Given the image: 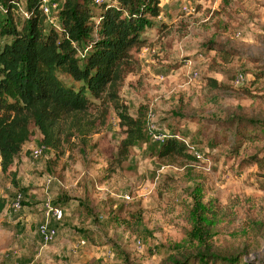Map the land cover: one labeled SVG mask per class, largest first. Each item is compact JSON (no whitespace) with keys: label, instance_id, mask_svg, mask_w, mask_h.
Returning a JSON list of instances; mask_svg holds the SVG:
<instances>
[{"label":"rangeland","instance_id":"obj_1","mask_svg":"<svg viewBox=\"0 0 264 264\" xmlns=\"http://www.w3.org/2000/svg\"><path fill=\"white\" fill-rule=\"evenodd\" d=\"M160 2L161 14L149 18L146 46L136 52L138 62L121 89L131 115L148 109V138L120 165L125 136L113 108L105 126L56 153L34 155L42 139L36 130L12 170L19 187L0 169V200L7 203L0 214V264H166L190 228L187 187L193 180L204 183L205 202L214 199L220 206L216 251L243 253L253 263L264 259V165L249 161L264 147V133L261 141L240 143L229 133L213 149L202 140L191 150L192 164L159 159L153 148L162 143L153 133L169 135L176 112L208 119L202 139L216 131L211 120L264 122V0ZM44 7L48 23L58 26L57 1L46 0ZM9 40L0 36V46ZM211 47L227 51L229 60ZM210 79L226 88L214 89ZM198 125H180L189 129L190 146L200 138ZM49 194L51 205L64 211L61 221L47 217ZM85 206L93 216L84 221ZM47 222L58 232L48 243L39 233Z\"/></svg>","mask_w":264,"mask_h":264},{"label":"trees","instance_id":"obj_2","mask_svg":"<svg viewBox=\"0 0 264 264\" xmlns=\"http://www.w3.org/2000/svg\"><path fill=\"white\" fill-rule=\"evenodd\" d=\"M56 1L58 26L48 23L46 0H26V5L22 0H0L4 8L0 11V36L10 39L0 46V169L12 177L16 187L18 173L12 170L36 130L42 136L41 146L56 153L72 139H85L96 133L98 126H105L113 108L125 136L118 151L120 165L148 138V109L131 115L122 102L121 89L133 72L136 52L146 46L144 33L152 25L149 18L161 14L160 0ZM211 49L229 60L227 51ZM209 82L214 89L226 88L215 79ZM175 114L177 123L170 127L167 140L153 144L159 159L192 164L196 158L191 150L199 148L202 140L213 149L219 138L223 143L229 133L238 137L239 143L261 141L264 133V122L258 125L255 120L226 116L209 121V128L215 126L216 131L213 137L202 139L208 119ZM191 122L199 124L200 138L190 146L186 141L189 129L182 130L180 125L184 128ZM249 161L263 166L264 147ZM193 181L187 187L192 200L186 206L190 228L185 229L186 239L175 244L166 264H264V259L249 262L243 253L216 251L215 209L220 206L214 199L205 202L204 183ZM6 206V201L0 200V214ZM82 213L84 221L93 216L88 206Z\"/></svg>","mask_w":264,"mask_h":264},{"label":"built area","instance_id":"obj_3","mask_svg":"<svg viewBox=\"0 0 264 264\" xmlns=\"http://www.w3.org/2000/svg\"><path fill=\"white\" fill-rule=\"evenodd\" d=\"M44 9H45V11L47 13L48 12V8L47 7H44ZM194 75L196 77L197 76V73H194ZM243 80H244V78L241 76L238 79V82H242ZM153 138L156 141H158V142L164 143L167 140V135L156 132V133H153ZM45 151H47L46 147L41 146L40 148H38V149H36L34 151V155L40 156ZM22 200H23V195L20 193V194L17 195V197L15 199L14 207L16 209L19 210V209L22 208ZM46 209L49 211L48 217H51L52 216L54 219H56V221H61L63 219V217H64L63 210L61 208L52 206L49 198L47 199ZM39 233H40V235L43 237V239L47 243L53 241L57 237V234H58L57 230L54 229L53 227H51V225L48 222L47 223H44V224H42L40 226ZM137 244H138V246H141V243L140 242H138ZM83 245H85V242L82 241V242L79 243V246H83Z\"/></svg>","mask_w":264,"mask_h":264},{"label":"crops","instance_id":"obj_4","mask_svg":"<svg viewBox=\"0 0 264 264\" xmlns=\"http://www.w3.org/2000/svg\"><path fill=\"white\" fill-rule=\"evenodd\" d=\"M18 161V160H17ZM17 161H16V163H17ZM15 167V166H14ZM14 169V168H13ZM49 196V197H48ZM47 197L49 198V200H50V202H52L53 201V199H52V196L49 194V195H47ZM46 197V198H47ZM47 198V199H48ZM47 199H46V203H47ZM46 203L44 204V209H46ZM64 212V211H63ZM48 213H49V211H47V217H48ZM51 218L54 220V221H56V219H54L52 216H51Z\"/></svg>","mask_w":264,"mask_h":264}]
</instances>
